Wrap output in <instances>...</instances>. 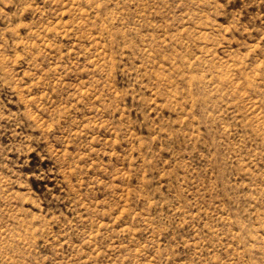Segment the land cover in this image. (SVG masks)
<instances>
[{
	"label": "rangeland",
	"instance_id": "1",
	"mask_svg": "<svg viewBox=\"0 0 264 264\" xmlns=\"http://www.w3.org/2000/svg\"><path fill=\"white\" fill-rule=\"evenodd\" d=\"M0 264H264V0H0Z\"/></svg>",
	"mask_w": 264,
	"mask_h": 264
}]
</instances>
